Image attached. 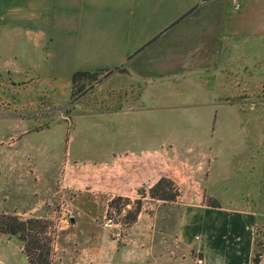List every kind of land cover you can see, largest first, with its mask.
I'll use <instances>...</instances> for the list:
<instances>
[{"label":"crops","instance_id":"obj_1","mask_svg":"<svg viewBox=\"0 0 264 264\" xmlns=\"http://www.w3.org/2000/svg\"><path fill=\"white\" fill-rule=\"evenodd\" d=\"M39 1L25 0L24 10L0 0V59L25 61L15 70L21 73L32 67V61L51 62L52 69L66 73L68 83L77 72L95 74L105 69L94 90L74 105L82 106V114L94 119L93 123L107 126L106 140L123 149L111 152L113 159L178 151L187 142L195 144L193 140L201 147L216 138L222 140L219 133L199 137L188 133L161 141L155 131L146 132H152L154 121L144 117L155 110L200 107L211 112L212 120L204 118L206 123H218L219 113L214 110L226 105L224 99L248 94L244 101L248 111L242 109L243 103L233 106L244 116L234 113L232 123L247 119L249 128L237 127L232 133L234 190L232 200L222 202L257 204L258 208L187 205L177 242L190 254H200L205 264H254L258 226L264 242V0H74L56 7ZM39 11L52 14L37 15ZM14 13L19 16H9ZM4 16L9 20L2 24ZM56 77L47 80L50 89L59 88ZM27 148L22 154L0 148L5 172L18 156L23 159L30 153ZM209 158L211 164L218 161L217 156L202 159ZM1 178L4 198L0 206L13 204L11 197L18 194L13 189L32 184L23 174L17 183ZM38 183L48 187V182ZM37 211L31 208L24 215L12 214L41 218L34 215ZM146 221L141 212L124 235H116L90 217L88 223L63 230L61 242L54 241L58 263L156 264L154 247L147 249L146 242L147 236L153 241L157 229L145 228ZM161 255L160 264H176L173 252ZM0 264L29 262L23 247L0 237Z\"/></svg>","mask_w":264,"mask_h":264},{"label":"rangeland","instance_id":"obj_2","mask_svg":"<svg viewBox=\"0 0 264 264\" xmlns=\"http://www.w3.org/2000/svg\"><path fill=\"white\" fill-rule=\"evenodd\" d=\"M9 1L12 8H26L25 0ZM47 2L50 7H56L71 5L74 0L39 1L41 4ZM36 14L52 13L39 11ZM7 16L2 19V24L9 20ZM9 16L16 18L19 14ZM24 62L0 59V148H11L16 150L17 154H22L25 147H28L27 151L30 153L23 156V159L18 156L19 160H13L9 165V172H5L4 163L0 164V174L3 172L0 178L5 182L7 180L17 183L23 174L32 184L30 187L13 189L18 194L11 197L12 205L0 206V221L4 217H17L22 221L36 220L40 226L31 232L39 242L35 251L41 254V249L47 250L50 247L51 264H59L61 260L54 252L53 243L58 239L62 241L63 230L74 229L82 222L88 223V219L92 217L100 228L112 234L124 235L125 230L132 225L127 223L126 216L128 212L135 211L138 201L142 203L141 212L147 220L144 227L157 229L153 241L152 236H147L146 242L147 249L152 245L154 247L156 264L162 262L163 252H173L176 264H198L203 260L200 254L195 251L190 254L188 249L185 251L177 242L181 218L187 205L216 209L224 206L230 210L234 207H247L246 209L257 210V204L224 203L232 200L234 190L232 133L237 127L245 131L249 128L247 119L241 124L232 123L234 113H242L233 106L244 104L247 93L230 96L223 100L226 104L224 107L215 108L214 111L218 112L220 117L218 123H206L204 118L209 119V122L212 120L211 112L200 107L155 110L153 115L144 117L146 121L148 117L154 121L152 132H146L152 134L155 131V138L161 141L170 135L188 133L196 137L204 133L210 134L209 136L219 133L223 135L222 140L216 138L213 142L210 141V145L203 147L196 144L198 140H193L196 145L187 142L186 147L183 145L178 151L165 149L157 155L120 156L113 159L111 152H120L123 149L119 144L115 146L106 140L104 132L107 126L93 123L94 119H89L85 113L82 114V106L74 105L75 101L90 94L98 82L88 81L81 96L73 98V81L66 82L67 76L63 70L52 69L54 66L51 62L36 60L32 61L33 65L26 73L16 72L15 70L25 65ZM99 71H102L99 78L106 74L105 69ZM53 75L57 76L60 84L57 90L47 86V80L50 81ZM88 101L89 98L83 99L84 104ZM246 106L242 109L248 111ZM241 115L244 116L243 113ZM222 120L227 122L221 123ZM25 132L28 134L23 136ZM204 156H217L218 161L211 164L210 158L209 161H203ZM219 166H222V169L218 171ZM145 167L152 175L157 171L170 174L176 184L174 190L179 194L176 203L153 199L148 194L145 196L149 186H142L141 183L144 182L142 176L145 172L142 170ZM38 182H48V187L43 188ZM139 184L141 186H138ZM0 193L2 201L4 192ZM119 195H127L131 199L120 198ZM217 204L218 207H214ZM31 208H37L38 211L34 215L41 218L12 214L18 212L19 215H24L23 212ZM150 217L154 219L151 220ZM110 219L113 220L114 226L107 228L106 223ZM260 229L262 228L258 226L254 255V261L258 259V263L254 264H264V242ZM0 237L14 240L24 250L26 244H30V240L23 243L18 237L14 238L3 230L0 231ZM258 241L262 242L260 247L257 245Z\"/></svg>","mask_w":264,"mask_h":264},{"label":"trees","instance_id":"obj_3","mask_svg":"<svg viewBox=\"0 0 264 264\" xmlns=\"http://www.w3.org/2000/svg\"><path fill=\"white\" fill-rule=\"evenodd\" d=\"M102 71H98L95 74H90L86 72H77L73 75L72 81L74 90L73 91V98H78L81 96L83 91L85 90V87L88 84V81H97L99 79L100 73ZM144 176H142L141 181L142 186L149 185L148 191L145 193V196L148 194L150 198L153 199H160L162 201H165L167 203H176L177 199L179 197V194L177 191H175V182L173 181L170 174L162 173V171H157L154 175H152L148 170H144ZM151 180V181H149ZM138 186H141L140 184ZM129 205L130 201H127ZM137 208L134 212H128L126 216L127 223H134L137 221V218L142 210V203L138 201L136 203ZM214 207H218V204ZM39 223L36 220H27L22 221L17 217H4L0 221V231L3 230L7 234H10L11 236L18 237L19 240L23 243H27L28 240H30V244H26V248L24 250V254L27 259H30L31 264H51L50 257H51V248L49 247L47 250L41 249V254H37L36 247L39 243L37 240H35V237L31 235V232L37 230L39 228ZM262 244L261 241L257 242L258 247H260ZM37 245V246H36ZM255 263H258V259H255Z\"/></svg>","mask_w":264,"mask_h":264},{"label":"built area","instance_id":"obj_4","mask_svg":"<svg viewBox=\"0 0 264 264\" xmlns=\"http://www.w3.org/2000/svg\"><path fill=\"white\" fill-rule=\"evenodd\" d=\"M237 9H239V6H237ZM113 226H114L113 220L112 219L108 220L106 223V227L112 228ZM29 264H31V263L29 262ZM198 264H204L203 260L199 261Z\"/></svg>","mask_w":264,"mask_h":264}]
</instances>
